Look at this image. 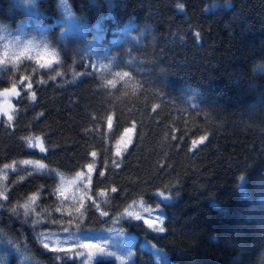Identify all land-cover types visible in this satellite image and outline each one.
Returning a JSON list of instances; mask_svg holds the SVG:
<instances>
[{"label":"trees","instance_id":"obj_1","mask_svg":"<svg viewBox=\"0 0 264 264\" xmlns=\"http://www.w3.org/2000/svg\"><path fill=\"white\" fill-rule=\"evenodd\" d=\"M13 89L0 264H264V0H0Z\"/></svg>","mask_w":264,"mask_h":264},{"label":"rangeland","instance_id":"obj_2","mask_svg":"<svg viewBox=\"0 0 264 264\" xmlns=\"http://www.w3.org/2000/svg\"><path fill=\"white\" fill-rule=\"evenodd\" d=\"M48 27H50L49 25H42L40 26L39 30L41 32H44ZM133 24L131 23H127L126 25H124L121 29H119V32L121 35H118L117 37L113 38L118 39L120 38L122 35H124L126 32L130 31L133 28ZM97 29H102L101 25H97L96 26ZM114 30H112L111 32H114ZM13 97H16V94H14L13 90H7V92L5 93H1L0 94V114H5V115H9L10 112L13 109V102L12 99Z\"/></svg>","mask_w":264,"mask_h":264},{"label":"snow or ice","instance_id":"obj_3","mask_svg":"<svg viewBox=\"0 0 264 264\" xmlns=\"http://www.w3.org/2000/svg\"><path fill=\"white\" fill-rule=\"evenodd\" d=\"M13 91H14V94H16L14 89H13ZM17 95H18V94H17ZM34 98H35V97L33 96V99H34ZM8 119H9V121L12 119L11 115L8 116ZM41 151H43V148H41ZM23 163H24V164H28V163H30V162H29V161H23ZM7 167H8V166L5 165V168H7ZM42 167H43V166H41V168H42ZM24 207L27 208V205H25ZM149 223H150V222H149ZM77 226H79V225H77ZM64 231H65V232H68L69 230H68L67 228H65ZM159 231L163 232L164 229H163V228H160ZM46 235H47V234H46Z\"/></svg>","mask_w":264,"mask_h":264}]
</instances>
